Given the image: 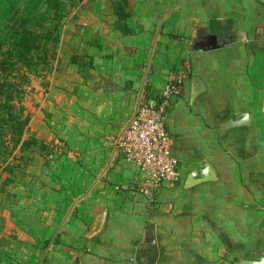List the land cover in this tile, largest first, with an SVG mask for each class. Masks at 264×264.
I'll list each match as a JSON object with an SVG mask.
<instances>
[{
    "label": "crops",
    "instance_id": "1",
    "mask_svg": "<svg viewBox=\"0 0 264 264\" xmlns=\"http://www.w3.org/2000/svg\"><path fill=\"white\" fill-rule=\"evenodd\" d=\"M178 2L152 42L146 33L102 35L96 45L79 36L57 51L31 125L55 156L38 159L31 194L0 211V264H150L153 253L143 245L151 237L155 264H211V232L223 234L225 249L243 259L264 252V40H257L261 51H251L264 28V4ZM198 30L211 31L220 46L191 47ZM173 31L179 38H169ZM238 33L246 40L232 44ZM181 63L187 71L165 121L181 177L149 199L119 141L139 101L161 95ZM195 78L205 89L191 100ZM242 113L247 126L220 133ZM205 164L216 179L186 186ZM103 212L102 229L87 237Z\"/></svg>",
    "mask_w": 264,
    "mask_h": 264
},
{
    "label": "trees",
    "instance_id": "2",
    "mask_svg": "<svg viewBox=\"0 0 264 264\" xmlns=\"http://www.w3.org/2000/svg\"><path fill=\"white\" fill-rule=\"evenodd\" d=\"M67 1L71 0H0L1 171L12 172L16 166H10V160H14L17 153L22 156L31 151L36 144L34 150L45 160L51 154L43 141H38L34 136L23 139L30 118L24 116L23 108L16 104H21L24 88L30 85L31 76L51 71L59 43L58 28L66 12ZM175 1L144 0L146 15L153 21L159 20ZM110 7L116 18L115 25L123 36L128 35L130 28L127 20L133 16L129 1L112 0ZM176 34L175 31L171 32L169 38H177ZM256 37L251 45V51L255 54L261 51L260 44L257 47V40L258 37L264 40V28L257 29ZM38 142L41 144L38 145Z\"/></svg>",
    "mask_w": 264,
    "mask_h": 264
},
{
    "label": "rangeland",
    "instance_id": "3",
    "mask_svg": "<svg viewBox=\"0 0 264 264\" xmlns=\"http://www.w3.org/2000/svg\"><path fill=\"white\" fill-rule=\"evenodd\" d=\"M110 1L112 0L67 1L66 12L64 17L61 19L58 28L59 43L56 46V53L58 50L60 51L65 48V45L70 44L72 39L77 38L79 36H82L86 40H89L90 45H96L97 40L102 39V35H122L118 27L115 25L116 18L113 16V12L110 7ZM128 1L133 16L127 20L130 32L126 36H128V38L133 39L139 34L146 33L149 35V40L152 42L154 38L161 33L163 24H161L162 26L160 28L158 21H155L156 24L150 26L145 24L146 21L144 20L147 17V11H145L144 0ZM178 1L179 0L175 1V3ZM209 33L211 34V31L204 33V31L198 30L196 32L197 39L193 43H191V47H193L194 49H203L202 38L207 36ZM176 35L178 37L180 36L179 33H177ZM80 44L81 42L75 43L74 49H79ZM186 44L184 42L185 46ZM179 70L180 73L176 74V76L171 78L168 83L173 81L172 83L175 84L176 82L174 81L180 80L179 84H181V82L183 81L184 71L186 72L187 68H184V65L182 64ZM48 74H36L34 76H31L30 85L24 88V97L21 104H16L19 107L23 108V115H28L30 118L29 124L23 135V139L33 138L31 134V125L33 124L32 120L37 117L39 107L44 104V100L46 98L45 86L48 81ZM18 106L16 107V112L18 111ZM38 143V145L41 144L40 142ZM43 143L44 145H46L47 149L49 148L48 151H51V158L49 157L50 154H48L47 157V160L49 161V159H53L55 154L53 152V148H51V145H48L47 143H45V141H43ZM36 146H34L31 151L23 153L22 156L17 153L16 158L14 160H10V166H16L12 172L1 171L0 169V211L4 209V205L7 202L11 203V201H15L17 195L21 196L25 193L31 194V182L29 181L32 177L31 167L36 163V161H38V159L47 161L44 157H42V155H40L36 150H34ZM62 153L64 152L62 151L59 156H63ZM24 180L26 182H24ZM220 224H222V221L220 222ZM224 239L225 237L223 234L219 235L218 233L211 232V264H238L239 261L243 260L244 257L242 256L244 253L242 252L239 254H233V251L225 249L226 244H224ZM215 246L217 247L214 248ZM263 253L264 252H257L249 256L251 257V259L256 260L260 257V254Z\"/></svg>",
    "mask_w": 264,
    "mask_h": 264
},
{
    "label": "built area",
    "instance_id": "4",
    "mask_svg": "<svg viewBox=\"0 0 264 264\" xmlns=\"http://www.w3.org/2000/svg\"><path fill=\"white\" fill-rule=\"evenodd\" d=\"M173 82V81H171ZM167 83L158 99H142L120 137L119 149L125 162L142 174L140 192L151 199L155 190L180 181L177 159L171 155L165 121L172 95L179 93L180 80Z\"/></svg>",
    "mask_w": 264,
    "mask_h": 264
},
{
    "label": "water",
    "instance_id": "5",
    "mask_svg": "<svg viewBox=\"0 0 264 264\" xmlns=\"http://www.w3.org/2000/svg\"><path fill=\"white\" fill-rule=\"evenodd\" d=\"M259 1L264 4V0H259ZM168 15L169 13L163 17V19L161 20L159 24V28L161 27L162 22L168 17ZM202 39H203L202 41L203 48L211 49V48H214L215 44H216V47L220 46L219 44H217V42H215L216 37H211L210 33ZM245 40H246V35L244 33H238L235 40L232 41V44L242 43ZM211 42L213 43V45L211 44ZM151 54L152 52L150 53V55ZM204 89H205V86L203 82L199 78H195V85L191 91V100L195 98L199 93L203 92ZM248 124H249V114L242 113L222 123L219 126V131L220 133H224L227 130L238 128V127H244V126H247ZM196 175L197 173H192L191 175H189L186 181V186L190 187L194 184H198V183L205 182V181H213L216 179V176L214 172L212 171L211 167L209 166V164H205L204 168L199 172V175L201 176L200 178L196 179L195 178ZM104 219H105V212L100 213L99 215L96 216L93 222L92 228L90 232L88 233L87 237H92L96 235L102 229ZM143 247L149 248L152 251L153 255H152V258L150 259V264H155V261L157 258V247L155 245V239L151 237L148 241L145 242ZM238 264H264V253L260 254V257L256 260L255 259H251V260L243 259L239 261Z\"/></svg>",
    "mask_w": 264,
    "mask_h": 264
}]
</instances>
